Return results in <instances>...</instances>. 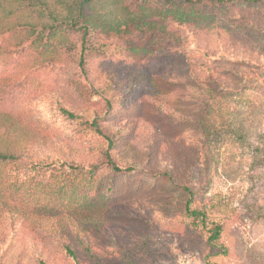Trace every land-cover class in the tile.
<instances>
[{"label":"trees","instance_id":"trees-1","mask_svg":"<svg viewBox=\"0 0 264 264\" xmlns=\"http://www.w3.org/2000/svg\"><path fill=\"white\" fill-rule=\"evenodd\" d=\"M262 81L264 0H0V264H142L156 191L101 196L130 174L177 183L189 229L226 254L192 186L211 183L217 112Z\"/></svg>","mask_w":264,"mask_h":264},{"label":"rangeland","instance_id":"rangeland-1","mask_svg":"<svg viewBox=\"0 0 264 264\" xmlns=\"http://www.w3.org/2000/svg\"><path fill=\"white\" fill-rule=\"evenodd\" d=\"M252 84L229 98L214 117L221 137L209 153L211 183L207 191L192 186L197 190V203L206 205L212 217L225 219L220 243L226 247V254L189 229L180 214L181 188L166 176L114 175L104 180L101 196L111 205L145 193L148 188L144 184L156 191L148 196L157 203H153L155 218L164 223V229L155 236L150 258L143 259L142 264H264V82ZM33 115L38 123L61 136L71 133L73 123L55 109L36 104ZM237 131L244 142L238 139ZM34 195L39 201L45 193ZM207 255L211 256L208 260Z\"/></svg>","mask_w":264,"mask_h":264}]
</instances>
